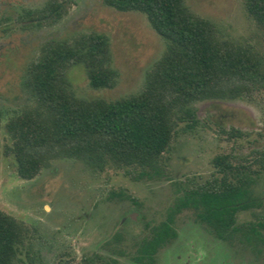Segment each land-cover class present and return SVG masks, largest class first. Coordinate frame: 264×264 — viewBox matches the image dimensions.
<instances>
[{
    "label": "rangeland",
    "instance_id": "obj_1",
    "mask_svg": "<svg viewBox=\"0 0 264 264\" xmlns=\"http://www.w3.org/2000/svg\"><path fill=\"white\" fill-rule=\"evenodd\" d=\"M48 1L0 0V209L30 229L15 264H80L85 256L96 263L114 258L119 264H140L133 259L138 243L166 218L183 186L212 176L216 154L250 156L253 148L264 149V107L244 99L197 102V122L188 129L180 123L158 177L135 180L112 168L95 170L82 159L56 158L34 178L22 179L15 158L3 154L10 141L4 122L31 103L23 75L46 40L90 31L107 34L118 71L114 87L93 88L81 63L68 71L75 95L107 100L139 92L166 48L145 14L118 11L103 0H67L58 20L42 25L18 21L25 9L43 8ZM186 3L224 37L251 42L264 53L262 31L247 16L243 0ZM231 128L243 135L230 137ZM254 192L261 206L240 212L239 224L255 221L253 211L264 214V172ZM174 228L176 236L151 264H264L262 243L219 239L190 210L176 215Z\"/></svg>",
    "mask_w": 264,
    "mask_h": 264
},
{
    "label": "trees",
    "instance_id": "obj_2",
    "mask_svg": "<svg viewBox=\"0 0 264 264\" xmlns=\"http://www.w3.org/2000/svg\"><path fill=\"white\" fill-rule=\"evenodd\" d=\"M66 1L25 9L19 19L55 21L66 10ZM103 2L118 11L145 14L166 48L139 92L107 100L75 95L68 77L70 67L81 63L93 88L115 86L118 71L112 66L107 34L90 31L46 40L23 75L31 103L4 122L10 141L4 143L3 154L15 158L22 179L34 178L56 158L82 159L95 170L112 168L135 180L158 177L180 123L188 129L197 122V102L244 99L264 107V53L255 44L224 37L186 0ZM243 5L264 37V0H243ZM229 135L243 133L231 128ZM250 152L251 157L216 154L212 176L183 186L166 218L138 243L135 262L154 261L159 249L176 236L175 217L183 210L192 211L230 243L238 238L264 245V214L253 211L255 221L238 223L240 212L261 206L254 186L264 172V149ZM29 238V227L0 209V264H15ZM80 264L119 263L114 258L96 263L85 256Z\"/></svg>",
    "mask_w": 264,
    "mask_h": 264
},
{
    "label": "flooded vegetation",
    "instance_id": "obj_3",
    "mask_svg": "<svg viewBox=\"0 0 264 264\" xmlns=\"http://www.w3.org/2000/svg\"><path fill=\"white\" fill-rule=\"evenodd\" d=\"M50 1V0H49ZM32 10V9H31ZM20 16V15H19ZM19 16H18V21L20 20L19 19ZM26 19H28V22L30 23V24H35V25H42V24H46V23H48V21H45V22H41V23H39L38 21H36L34 18L33 19H31L30 17H28V18H25V20ZM58 20V19H57ZM23 22H24V19L22 20ZM51 21V20H50ZM56 21V20H55ZM207 224V223H206ZM208 225V224H207ZM209 226V225H208ZM210 227V226H209ZM210 229L212 230V228L210 227ZM214 233V232H213ZM215 234V233H214ZM216 235V234H215ZM217 236V235H216ZM218 237V236H217ZM219 238V237H218ZM219 239H221V238H219ZM222 240H224V239H222ZM227 241V240H226Z\"/></svg>",
    "mask_w": 264,
    "mask_h": 264
}]
</instances>
